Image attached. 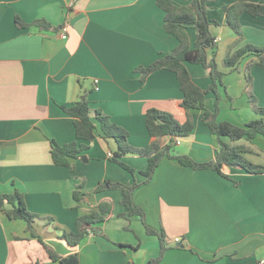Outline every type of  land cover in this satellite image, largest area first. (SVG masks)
<instances>
[{"label": "crops", "instance_id": "1", "mask_svg": "<svg viewBox=\"0 0 264 264\" xmlns=\"http://www.w3.org/2000/svg\"><path fill=\"white\" fill-rule=\"evenodd\" d=\"M192 1L173 0L177 6ZM237 1L264 3L209 1L216 47L208 56L224 72L217 119L244 126L260 117L250 92L264 106V66L256 55L234 67L224 61L246 43L264 46V17L243 12L240 36L224 10ZM17 17L24 25L17 24ZM62 25L68 27L66 39L61 37ZM188 35L194 48L196 30L189 28ZM178 44L166 30L165 11L156 0H0V192H20L28 209L41 216L32 230L24 219L12 220L0 212V264H59L49 249L60 256L77 253L81 264H148L157 257L158 236L148 234L140 218L120 215L126 212L122 190H96L106 181L141 183L133 193L135 203L145 211L148 225L164 230L169 244L159 264H264V172L225 165V177L165 156L145 182L142 171L148 168V157L122 155L135 169L129 171L112 159L118 142L99 130L93 141H84L86 160L71 158L73 168L53 161V141L63 145L76 140L74 117L63 106L73 105L83 92L89 94L91 116L102 111L128 131V142L137 148L153 140L146 126L149 108L186 121L176 73L160 69L143 80L136 71ZM186 65L201 88L213 83L209 68ZM216 102L217 93L208 92L206 108L215 111ZM191 114L194 130L177 138L172 155H188L197 162L215 159L216 134L203 121V110ZM169 141V136L161 139L163 145ZM252 147L257 153L247 157L264 165V136L258 135ZM76 190L81 191L80 200L74 197ZM105 202L112 210L98 224L99 232L70 245L63 232L76 231L77 218Z\"/></svg>", "mask_w": 264, "mask_h": 264}, {"label": "trees", "instance_id": "2", "mask_svg": "<svg viewBox=\"0 0 264 264\" xmlns=\"http://www.w3.org/2000/svg\"><path fill=\"white\" fill-rule=\"evenodd\" d=\"M157 4L165 11V28L175 35L179 44L171 52L161 55L152 63L146 66H139L136 71L141 73L144 80L149 74L160 69L174 71L180 81L184 97L181 101L182 108L187 113V119L181 122L169 111L156 107H151L146 112V126L152 136L151 143L144 148H137L128 142V131L112 123L109 117L102 111L97 110L94 118L91 116L90 100L87 92L80 95L78 101L73 105L63 106L65 112L74 117L76 129V140L59 145L52 143V158L56 164L66 165L73 168L71 158H79L82 152L88 148L84 142L93 141L97 131L103 137H114L118 142L119 149L112 155V159L119 162L124 168L131 172L135 169L121 160L122 155L126 153H135L147 156L149 160L148 168L142 173L148 182L160 161L169 156L177 159L182 165L194 169H213L225 177L228 175L223 171L225 165L232 167H241L251 173L264 172V165L255 163L247 157V154L257 153L252 147L253 140L258 135L264 136V106L257 105L256 97L250 92V101L254 110L260 117L250 120L244 126L236 125L227 120H218L220 95L218 94V85L222 83L224 72L219 70L216 60L208 56V50L216 47L215 37L211 32L212 20L207 15V3L211 0H193L189 5L177 6L173 0H156ZM227 14V20L230 26L242 35L240 15L248 12L252 16L264 17V3L250 1H237L233 4L224 5ZM17 24L22 26L24 23L17 17ZM196 30V44L192 48L188 35V29ZM256 55L258 63L264 66V46H256L252 43H246L241 48L228 54L225 58L227 66H236L244 57ZM186 62L202 64L210 69L213 83L206 89L196 84L187 68ZM252 64L248 65V69ZM248 86L252 84L250 73L247 74ZM217 93L216 110L210 111L205 106V98L208 92ZM193 109L203 110V121L209 126L211 131L218 138L217 156L215 159L207 162H197L188 155H172L174 143L178 137L188 136L194 130V122L191 111ZM169 136L168 144L163 145L161 139ZM82 142H79L81 141ZM139 182L124 184L122 182L106 181L100 183L96 190L101 191L108 188H120L123 192L122 204L126 207V212L120 214L123 217H138L146 226L148 234L157 235L160 240V253L157 257L149 260L148 264H159L169 244L166 240V234L163 229H156L146 223L145 211L137 205L134 200V190L140 185ZM82 187V186H79ZM81 191L76 190L74 197L80 200ZM112 205L110 203H101L98 210L88 211L77 218L76 231H64L62 237L72 246L78 245L91 232L98 233V224L105 220V215L110 213ZM0 212L10 219H24L28 225L34 229L36 219L41 216L30 211L26 205L23 195L15 191L14 193L0 192ZM41 241V237H38ZM178 247H185L179 244ZM49 255L52 260L59 264H81L79 254L74 253L67 256H60L49 249ZM126 264H133L128 262Z\"/></svg>", "mask_w": 264, "mask_h": 264}, {"label": "built area", "instance_id": "3", "mask_svg": "<svg viewBox=\"0 0 264 264\" xmlns=\"http://www.w3.org/2000/svg\"><path fill=\"white\" fill-rule=\"evenodd\" d=\"M75 0H72V2H74ZM60 33H61V37L63 38V39H66L67 38V31H68V27H67V25H62L61 26V28H60ZM215 41H216V39H215Z\"/></svg>", "mask_w": 264, "mask_h": 264}, {"label": "water", "instance_id": "4", "mask_svg": "<svg viewBox=\"0 0 264 264\" xmlns=\"http://www.w3.org/2000/svg\"><path fill=\"white\" fill-rule=\"evenodd\" d=\"M82 159H83V160H86V159H87V157L84 155V156H82Z\"/></svg>", "mask_w": 264, "mask_h": 264}]
</instances>
